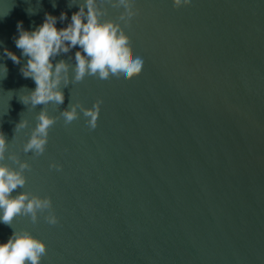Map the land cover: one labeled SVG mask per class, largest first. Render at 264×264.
Returning <instances> with one entry per match:
<instances>
[{
	"label": "water",
	"instance_id": "obj_1",
	"mask_svg": "<svg viewBox=\"0 0 264 264\" xmlns=\"http://www.w3.org/2000/svg\"><path fill=\"white\" fill-rule=\"evenodd\" d=\"M55 3L0 0V130L30 164L17 191L50 196L58 216L14 221L46 241L41 264H264V0H137L121 35L142 73L70 84L64 104L48 106L59 118L36 156L22 151L42 107L19 98L35 87L20 72L27 58L3 53L20 54L19 21L29 29L78 10ZM71 98L98 110L94 135L83 114L68 124L59 115ZM22 118L30 124L15 135ZM12 231L0 223V240Z\"/></svg>",
	"mask_w": 264,
	"mask_h": 264
},
{
	"label": "clouds",
	"instance_id": "obj_2",
	"mask_svg": "<svg viewBox=\"0 0 264 264\" xmlns=\"http://www.w3.org/2000/svg\"><path fill=\"white\" fill-rule=\"evenodd\" d=\"M136 2L68 0L69 8L78 6L70 19L68 13L62 11L59 16L45 13L43 22L34 28H24L23 21L17 23L18 34L14 36V42L21 52L17 55L5 47L3 55L16 64H21L27 58L20 72L24 78H30L35 87L25 88L19 98L27 109L34 110L42 105L35 115V126L30 128L28 139L23 143L24 153L39 156L45 152L50 128L59 118L50 114L48 106L60 108L65 101L64 89L70 84L91 77L98 86L103 87L109 83L129 81L142 73V57L130 54L128 43L121 35V31L127 33L133 23L131 12ZM191 2L173 0V5L181 8L189 6ZM53 7H56L55 0ZM27 11L29 15L35 14L32 8ZM109 14L120 16L115 26L107 18ZM58 21L67 23L58 27ZM73 49H76L74 54ZM7 72V65L0 64V79L5 78ZM81 114L87 125L84 131L90 136L94 135L98 122L97 109L89 112L82 103L73 102L71 98L68 106L59 113L65 124ZM29 124L28 119L22 118L15 126V135ZM9 147L7 135L0 130V223L13 229L6 240H0V264H41L47 251L46 241L31 231L14 228V221L18 216H27L35 223L42 212H47L45 220L49 224H56L58 216L53 210L50 196L17 191L27 183L25 170L30 168V164L9 151ZM6 160H11L15 166ZM50 167L60 169L62 165L53 162Z\"/></svg>",
	"mask_w": 264,
	"mask_h": 264
}]
</instances>
